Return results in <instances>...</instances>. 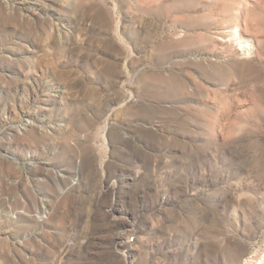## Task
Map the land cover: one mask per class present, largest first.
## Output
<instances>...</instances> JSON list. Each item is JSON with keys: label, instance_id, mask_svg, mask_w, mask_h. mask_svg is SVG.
<instances>
[{"label": "rangeland", "instance_id": "1", "mask_svg": "<svg viewBox=\"0 0 264 264\" xmlns=\"http://www.w3.org/2000/svg\"><path fill=\"white\" fill-rule=\"evenodd\" d=\"M0 264H264V0H0Z\"/></svg>", "mask_w": 264, "mask_h": 264}, {"label": "bare ground", "instance_id": "2", "mask_svg": "<svg viewBox=\"0 0 264 264\" xmlns=\"http://www.w3.org/2000/svg\"><path fill=\"white\" fill-rule=\"evenodd\" d=\"M231 32H234L236 35L239 34V29L238 28H235L234 30H232Z\"/></svg>", "mask_w": 264, "mask_h": 264}]
</instances>
